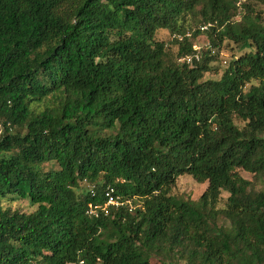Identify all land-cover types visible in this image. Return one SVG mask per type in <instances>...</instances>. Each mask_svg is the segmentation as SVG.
Returning <instances> with one entry per match:
<instances>
[{
  "label": "trees",
  "instance_id": "16d2710c",
  "mask_svg": "<svg viewBox=\"0 0 264 264\" xmlns=\"http://www.w3.org/2000/svg\"><path fill=\"white\" fill-rule=\"evenodd\" d=\"M260 8L0 0V264H264Z\"/></svg>",
  "mask_w": 264,
  "mask_h": 264
},
{
  "label": "rangeland",
  "instance_id": "374dc122",
  "mask_svg": "<svg viewBox=\"0 0 264 264\" xmlns=\"http://www.w3.org/2000/svg\"><path fill=\"white\" fill-rule=\"evenodd\" d=\"M260 12L262 14V18L264 19V8H260ZM192 27L195 28L196 25L192 22ZM160 40L167 42L169 40V36L167 33H163L159 36ZM197 48H207V41L205 37H200L194 43ZM223 50L220 52L218 57V61L212 65L213 69H216V72H212L205 76V79H213L218 80L221 76L222 70L227 66L229 61L233 58L238 56V51L232 45H224ZM172 52H175V49H171ZM248 178V177H247ZM207 184H201L193 180L190 176L184 175L177 179L174 188L172 189L171 195L177 198H186L192 201H196L202 193L205 191ZM227 195L222 194V200L219 204V208H223V204L225 202ZM6 207H10L12 210H18L23 213H31L33 212L36 207H32L28 201H13L7 202L5 204Z\"/></svg>",
  "mask_w": 264,
  "mask_h": 264
},
{
  "label": "built area",
  "instance_id": "2783aa9c",
  "mask_svg": "<svg viewBox=\"0 0 264 264\" xmlns=\"http://www.w3.org/2000/svg\"><path fill=\"white\" fill-rule=\"evenodd\" d=\"M209 26H201L199 28L200 32H205L207 31ZM187 37L189 36L188 34L186 35ZM180 39V38H179ZM119 205H121L117 198H115L113 195H112V191H110L108 194H107V201H106V204H105V207L107 206H113V207H118ZM98 209L97 206H89L88 207V211H87V214L90 215V216H95L97 217V214H96V210Z\"/></svg>",
  "mask_w": 264,
  "mask_h": 264
}]
</instances>
